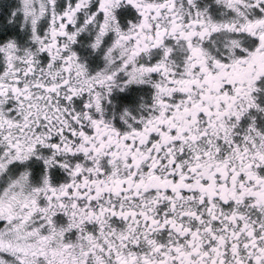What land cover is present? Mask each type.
Returning <instances> with one entry per match:
<instances>
[{
	"label": "snow or ice",
	"instance_id": "1",
	"mask_svg": "<svg viewBox=\"0 0 264 264\" xmlns=\"http://www.w3.org/2000/svg\"><path fill=\"white\" fill-rule=\"evenodd\" d=\"M0 264H264V0H0Z\"/></svg>",
	"mask_w": 264,
	"mask_h": 264
}]
</instances>
